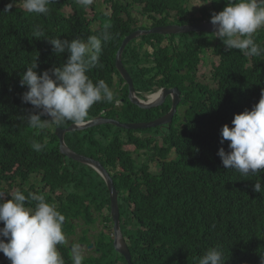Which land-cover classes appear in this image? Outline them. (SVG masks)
<instances>
[{"label": "trees", "instance_id": "trees-1", "mask_svg": "<svg viewBox=\"0 0 264 264\" xmlns=\"http://www.w3.org/2000/svg\"><path fill=\"white\" fill-rule=\"evenodd\" d=\"M154 1L155 11L166 10L169 3L182 2ZM201 2L207 4L201 6L202 19L210 21L211 15L223 10L229 0ZM8 3L10 0H0V191L9 196L16 190L26 196L42 194L47 202L57 204V210L65 216L62 227L66 238L75 235L77 227L82 230L79 238L84 244L81 245H89L90 239H95L93 244L99 249V257H85L83 264H126L113 246L105 183L91 168L60 154L55 129H65L73 123L61 126L53 123L52 130L42 131L28 126L25 118L33 108L21 102V95L28 89L21 87L20 76L37 54V74L66 62L68 53L56 56L51 39L86 40L100 35L107 27L112 39L102 46L101 66L87 74L94 83L104 80L110 89L116 85L117 90H112L111 102L92 106L89 119L104 110L107 118L124 124L149 122L164 115L170 104L144 110L125 99L122 107L113 105L114 101L127 98L126 88L119 95L118 87L123 81L115 67V52L122 40L134 31L132 25L138 26L140 22L105 21L96 27L90 21L95 16V7L85 8L77 0H53L47 15L27 12L23 0H14L13 7L6 12ZM66 8L72 12L69 17L63 14ZM178 14L176 23L155 21L152 26L190 22L181 20L182 10ZM37 25L43 28L44 37L33 35ZM166 38L171 40V46L179 47L181 57H186L178 67L187 66L183 76L181 71H172L168 66L171 46L161 44ZM253 38L255 43L264 46V27ZM144 46L151 47V55ZM148 55L153 57L151 69H139V62ZM122 62L137 92L162 87H177L185 95L191 91L186 121L175 115L167 127L134 132L102 125L65 135L70 150L98 161L112 177L118 193L122 235L130 244L127 247L133 264H197V258L215 246L222 249L225 264H261L264 189L260 193L253 191L259 176H241L234 169H225L217 152L221 147L230 151L228 141L220 143L221 127L227 124L231 128L234 114L250 111L264 94V55L246 56L237 49L226 50L215 34L193 32L179 36H143L140 46L132 41L126 47ZM208 69L212 70L214 90L198 76ZM178 77H185L189 84L195 77L201 84L193 85L197 94ZM33 140L44 144L41 152L32 149ZM136 158L144 160L136 166ZM156 163L160 171L153 174L151 166ZM35 175L40 188L29 184L28 189H17L15 184L27 182ZM260 180L264 187V171L260 172ZM35 204L29 200L26 206L34 208ZM94 215L101 219L103 229L95 236H88L89 229H84V224L91 226L97 222ZM57 248L65 264H72L69 247L64 243ZM0 264H10L3 253H0Z\"/></svg>", "mask_w": 264, "mask_h": 264}, {"label": "clouds", "instance_id": "clouds-1", "mask_svg": "<svg viewBox=\"0 0 264 264\" xmlns=\"http://www.w3.org/2000/svg\"><path fill=\"white\" fill-rule=\"evenodd\" d=\"M52 2L53 0H23V7L29 13L47 15ZM77 2L85 8L94 6L93 0ZM103 2L109 4L106 0ZM13 3L14 0H10L4 11L9 12ZM103 10L99 17L118 18L116 12L109 15L110 10ZM99 17L96 12L90 21ZM210 23L215 29L216 38L223 42L226 50L237 49L246 56L264 55V46L255 43L253 38L257 30L264 27V0H229L223 10L211 15ZM33 35L44 37L43 28L35 26ZM110 39L112 35L106 27L100 35L89 36L86 40H50L52 52L56 56L67 52V60L62 66L52 67L37 74V54L34 62L20 76L21 87L27 86L28 89L21 95V102L30 104L33 108L25 118L28 126L41 131L46 128L52 130L54 125L49 126L52 123L61 126L72 122L83 126L88 122L89 110L94 104L111 102L114 99V92L104 80L94 83L87 74L93 68L101 66L102 46ZM207 71L212 82V70ZM43 116H48V119H42ZM231 124V128L225 124L220 129V143L228 141L230 151L226 152L221 147L217 155L225 169H234L241 176H259L253 185V191L260 193L264 189L260 180V172L264 171V94L250 111L234 114ZM32 149L41 152L44 144L33 140ZM39 182L35 186L37 189L41 187ZM55 193L57 194V190ZM29 200L36 202L34 208L26 206ZM64 221L65 216L57 210V204L47 202L42 194L29 193L26 196L16 190L9 196L0 191V222L3 224V227H0V253H3L10 264H65L57 248V245L66 242L62 227ZM126 244L130 248V244ZM71 257L72 264H83L85 256L79 244L72 246ZM197 264H225L222 249L219 246L208 248L197 258ZM261 264H264V256L261 258Z\"/></svg>", "mask_w": 264, "mask_h": 264}, {"label": "bare ground", "instance_id": "bare-ground-1", "mask_svg": "<svg viewBox=\"0 0 264 264\" xmlns=\"http://www.w3.org/2000/svg\"><path fill=\"white\" fill-rule=\"evenodd\" d=\"M156 30H161L162 32L161 33H157V32L154 33ZM214 31H215V29L213 28V26H212V24L210 22H201V23H196V24H184V25H181V26H179V25L166 26V27H164V26L163 27L162 26H155V27H152L150 29L136 30V31H133L130 34H128L122 40L119 48L115 52L116 53L115 54V67H116V70H117L118 74L120 75V77L122 78V81H123V84L121 86H119L121 88L118 87L119 95H123L124 89L126 88L127 98H120L119 100L114 101L113 105H115L116 108L122 107L124 105L125 99H126L132 105H134V106H136V107H138L140 109L148 110V109H152V108L160 105L169 96V97L172 98V105L173 106H175L176 104L179 103V101H181V103L187 107L186 110L184 111V113H182L180 115L182 120L186 121L187 120V110H189L190 107H191V100H189V99H191V91L189 90V92L186 95L181 93V91L177 87H174L173 89L162 87V88H159L157 90H154V91H151V92H145V93H141V92L135 91L134 85H133V82H132V78H131L130 74L128 73V71L126 70V68L123 66L122 55H123L124 50L126 49V47L132 41H134L137 38L143 37V36H149V35H180V34L184 35V34H189V33H192V32L214 33ZM138 32H142V33H140V35L136 36L135 34L138 33ZM127 38H129V40L126 42L125 40ZM185 69H187V68H185ZM185 69L183 68V70H180V71L181 72L185 71ZM185 82L188 83L187 81H185ZM175 95H177V99L175 98L176 101L173 102ZM187 95H189V96H187ZM153 97H155V98H153ZM132 98H134L140 105H144L146 107L143 108V107H140L139 105L133 103ZM184 98L186 100L183 101L182 99H184ZM173 114L174 113H172V116H173ZM172 119L173 118L171 117V122L170 123L166 119H164V117H162L160 119H154V120H151L149 122H143L142 124H148L150 127L149 128H142V129L161 128L162 126H165L167 124H168V126H170L172 124ZM103 121H106V122H103ZM111 122H114V123H111ZM87 123H91L93 127L102 126L104 124V125H113V126H115L117 128H121V129H125V130H139V129L124 128V127L121 126V125H124V123H120L117 120H111V119L106 118V111H104V110L101 111L96 117H94L92 119H89ZM154 123H156V126H153ZM71 125H75V124H71ZM71 125L68 126V127H71ZM125 125H130V124H125ZM58 129H60V128H56L55 129L56 137H57V130ZM68 133H73V132H68ZM66 134H67L66 132L63 133V135H64L63 139H64ZM58 140H59V138H58ZM64 142H65V139H64ZM65 144H66V142H65ZM66 146H67V144H66ZM64 156L66 158L70 159L68 156H66V155H64ZM103 182L106 183L105 180ZM106 188H107V186H106ZM109 212H111V205H109ZM112 236H113V223H112ZM114 237L115 236H113V241L115 239ZM122 237H123V235H122ZM83 246H87V245H83ZM125 246L128 249L126 244H125ZM89 249H93V251L97 252V254L99 252V249H96L94 247V244L91 241H90V244H89ZM128 251H129V249H128ZM116 252L119 253L117 250H116ZM95 258H97V257H95ZM131 260H132V257H131ZM125 263H126V261H125Z\"/></svg>", "mask_w": 264, "mask_h": 264}, {"label": "flooded vegetation", "instance_id": "flooded-vegetation-1", "mask_svg": "<svg viewBox=\"0 0 264 264\" xmlns=\"http://www.w3.org/2000/svg\"><path fill=\"white\" fill-rule=\"evenodd\" d=\"M155 3H156V1H154V0H143V1H140V2L118 1V2H114V3H109V4H107L105 6V10L106 11L110 10L109 15L112 14V12H116L120 17H118L117 19H112L111 17H107V18L99 17L97 19L91 20V22H95V24H97V25L102 24V23H106L105 21H115V20H117L118 22H140V23H138V26H133L132 25V28L134 29V31H136V30H141L142 28L143 29H150L152 27H155V26H152L155 21H158V22L171 21L172 23H176L175 22V17L177 15H179L178 13H179L180 10H182V14H180V16L182 18L181 20L183 22H184L185 19L190 20V22L187 23V24H196V23H201V22H210V21H206V20L202 19V14H201V8L202 7L201 6H199L198 9H195V11H194V12L198 13V17L197 18L194 17L191 14L189 15V13H191L192 11L190 12L189 11L190 8L187 9L186 5H187V3H189V5H190L192 3V1H189V0H185L184 1V0H182V2L177 1L176 3H169V6L164 11H155L153 9L154 6H155ZM205 9L207 11H209L208 8H205ZM173 25L181 26L182 24H167L166 26H173ZM166 26H164V27H166ZM207 34H215V33H207ZM180 35H182V34H180ZM184 35H187V34H184ZM162 36H170V35H162ZM172 36H179V35H172ZM161 42H162L161 44H162L163 47L165 45L171 46L170 45L171 44V40L168 39V38L161 40ZM148 47H150V46H147L146 48H148ZM146 50L148 51L149 55L152 54L151 53V47H150V51L148 49H146ZM167 56H168V59H169L168 60V66H169V68L172 71L183 70V69H178L179 64H180L179 62L183 61L184 58H186V57H181L180 56L179 47H175V45L171 46V49L169 50V55H167ZM143 61H144L145 69L149 70L150 67L153 65V57L149 56L147 59L143 58ZM150 61H152V65L148 66V62H150ZM129 68L133 69V67H129ZM185 68H187V66H185ZM198 76H199V79L203 80L204 82H206V83L209 82V86L211 88V85H210L211 81H210L209 76H208V71H205L203 75H198ZM185 81L186 80H184V82H183L184 86L189 88V89H191V90H194L195 94H197L198 91L194 88L193 85L201 86V84H199L196 81L195 77L192 80V84H188ZM173 88L174 87L169 88V89H173ZM198 99L200 101V98H198ZM168 103L170 104L169 110L164 115L157 116L154 119H160V118L165 117V116H167L168 114L171 113L172 106H173L171 97L168 96V98L164 102H162L160 105H165V104H168ZM160 105H158V106H160ZM186 108L187 107L185 105H183L181 103V101H179V103L176 104V107H175V109L173 111L174 114H173L172 118L175 115L176 116L181 115L180 114L181 109H182V113H184ZM154 119H152V120H154ZM167 126H168V124L165 125V126H162V127H167ZM89 234L92 236L91 232H89ZM71 237L72 236H68L67 238H71ZM66 241L70 242L71 240L66 239ZM78 241H80V238L78 239ZM81 246H83V245H81ZM87 246H88L87 249L90 250L89 249V245H87ZM69 248H70V253H71V247H69ZM85 253H86L85 256L88 255V254H92L93 256H96V254H97V252H95V251L90 252V253H87V252H85Z\"/></svg>", "mask_w": 264, "mask_h": 264}, {"label": "water", "instance_id": "water-1", "mask_svg": "<svg viewBox=\"0 0 264 264\" xmlns=\"http://www.w3.org/2000/svg\"><path fill=\"white\" fill-rule=\"evenodd\" d=\"M161 33V30H156L154 33ZM140 33L142 32H138L135 35L138 36L140 35ZM129 40V38H127L125 41L127 42ZM177 99V95L174 96V101H176ZM133 103L139 105L140 107L145 108L146 106L144 105H140L134 98H132ZM176 107V105H175ZM174 106H172V112L167 115L166 117H164V119H166L169 123L171 122V117H172V113L175 109ZM106 122V121H103ZM114 123V122H111ZM116 124V123H115ZM124 128H130V129H142V128H149L150 126L148 124H142V123H138V124H130V125H121ZM153 126H156V123L153 124ZM152 126V127H153ZM92 124L91 123H87L83 126H77V125H71V127H68L67 129L61 130L58 129L57 130V137L59 138V151L62 155H66L68 156L72 161H75L79 164L85 165L90 167L91 169H93L102 179L103 181L105 180V184L107 186L108 189V195H109V199H110V205H111V212H110V218L112 220L113 223V236H115L114 241H113V246L114 249H116L119 253L120 256L123 257V259L126 261L127 264H133L132 260H131V254L128 251V249L126 248L125 244L126 242L124 241V238L122 237V233L120 230V215H119V207H118V193L115 190V187L113 185V181L110 178V175L108 174V172L102 167V165L89 157H86L84 155L81 154H77L74 151L70 150L63 139V133L66 132H73V131H82V130H86L89 128H92ZM127 245V244H126Z\"/></svg>", "mask_w": 264, "mask_h": 264}, {"label": "rangeland", "instance_id": "rangeland-1", "mask_svg": "<svg viewBox=\"0 0 264 264\" xmlns=\"http://www.w3.org/2000/svg\"><path fill=\"white\" fill-rule=\"evenodd\" d=\"M96 1V2H95ZM104 0H93V5L95 6V12H97L98 13V17H99V14L101 13V11L103 10V8H104V6H106V4H105V2H103ZM189 1H192V3L189 5V3H187V5H186V8L187 9H189V11L191 12V13H189V15L191 14V15H193L194 17H198V13L197 12H194L195 11V9H198V7L199 6H206L207 4L204 2H201V0H189ZM190 6V7H189ZM104 10H105V8H104ZM104 10H103V12H104ZM200 13V12H199ZM63 14L66 16V17H68V16H70L71 15V12H70V10H68V9H64L63 10ZM188 15V16H189ZM96 25V27H98V25L97 24H95ZM95 25L92 27V28H95ZM260 29H258L257 31H259ZM208 35H211V34H208ZM163 40V39H162ZM141 42H142V37L141 38H137V39H135L134 41H133V44L134 45H136V46H140L141 45ZM147 47V46H146ZM145 47V48H146ZM146 49H148L149 51H150V47H148V48H146ZM148 65H152V61H150L149 63H148ZM138 68L139 69H141V70H147V69H145V67H144V61H143V58L141 59V61L139 62V64H138ZM151 69V68H150ZM185 71H182V72H180V76H183L182 74L184 73ZM155 73V71H153L152 72V74H154ZM178 79L179 80H181L182 82H184V80H185V77L184 78H179L178 77ZM211 88H210V86H209V82H208V86H209V88L210 89H213V87L214 88H216L215 87V85H213L212 84V82H211ZM117 86L115 85V86H113L112 88H111V90H114V89H116L117 90V88H116ZM119 88H121V87H119ZM184 89V88H183ZM214 90V89H213ZM179 110V109H178ZM180 114H182V109H181V111H180ZM106 118H107V116H106ZM109 119V118H108ZM111 120H117V119H111ZM118 121V120H117ZM121 123V122H120ZM133 124H137V123H133ZM53 125V123L52 124H50L49 126H52ZM104 125V124H103ZM113 126V125H112ZM115 127V126H114ZM92 128H94V127H92ZM89 129H91V128H89ZM121 129V128H120ZM112 130H114V129H112ZM121 130H125V129H121ZM139 130H141V129H139ZM126 131H134V132H137L138 130H126ZM54 134H55V132H54ZM56 136V135H55ZM64 139H65V137H64ZM66 142V141H65ZM64 156V155H63ZM65 157V156H64ZM66 158V157H65ZM68 159V158H67ZM70 160V159H69ZM144 159L143 158H136V166L137 165H139L140 163H142V161H143ZM154 168V169H153ZM151 172L153 173V174H156V173H158L159 171H160V165H158V163H156V164H153L152 166H151ZM39 181V179H37V176L35 175V176H32V177H30L29 178V181H27V182H24V184L22 185H19V184H15L16 185V187H17V189H19L20 187H23L24 189H28V185L30 184H34V186H37L38 184H37V182ZM95 216V218H97V222H95L94 224H92L91 226H86L85 224H84V229H89V232H91L92 233V235L93 236H95L98 232H100L102 229H103V226H102V222H101V219L99 218V216L98 215H94ZM73 224H74V222H73ZM86 226V227H85ZM104 230H106V229H104ZM81 231L82 230H80V228H77L76 227V229L74 230V232H75V235H73L71 238H66V239H68V240H71L70 242H68V241H66L65 242V244H66V246H68V247H71L72 248V246L73 245H76V244H84V243H82V242H80V241H78V237L81 235ZM107 231V230H106ZM88 236H90V234L88 233ZM94 240L95 239H93V238H91L90 239V241L92 242V243H94ZM81 246V245H80ZM82 247V249H83V254H84V256H85V252H87V253H90V252H93V249H90V250H88L87 249V247L88 246H81ZM69 251H70V248H69ZM117 253V252H116ZM71 254V253H70ZM118 254V253H117ZM92 254H88V255H86L85 257H89V256H91ZM93 256V255H92ZM94 257H99V254H96V256H94ZM114 258H117V257H114ZM118 260V259H117ZM118 261H120L121 262V260L119 259Z\"/></svg>", "mask_w": 264, "mask_h": 264}]
</instances>
